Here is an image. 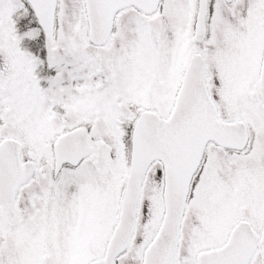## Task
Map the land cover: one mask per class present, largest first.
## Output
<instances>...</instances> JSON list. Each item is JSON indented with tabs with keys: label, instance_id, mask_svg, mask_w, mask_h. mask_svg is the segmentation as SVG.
Segmentation results:
<instances>
[{
	"label": "snow or ice",
	"instance_id": "6c2138e0",
	"mask_svg": "<svg viewBox=\"0 0 264 264\" xmlns=\"http://www.w3.org/2000/svg\"><path fill=\"white\" fill-rule=\"evenodd\" d=\"M0 264H264V0H0Z\"/></svg>",
	"mask_w": 264,
	"mask_h": 264
}]
</instances>
